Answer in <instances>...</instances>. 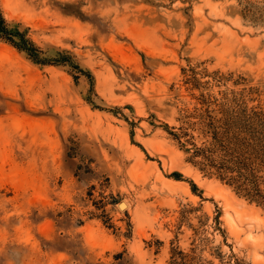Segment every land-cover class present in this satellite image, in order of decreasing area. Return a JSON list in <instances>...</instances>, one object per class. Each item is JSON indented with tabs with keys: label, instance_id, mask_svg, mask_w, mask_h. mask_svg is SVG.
Wrapping results in <instances>:
<instances>
[{
	"label": "rangeland",
	"instance_id": "obj_1",
	"mask_svg": "<svg viewBox=\"0 0 264 264\" xmlns=\"http://www.w3.org/2000/svg\"><path fill=\"white\" fill-rule=\"evenodd\" d=\"M0 8L93 77L0 40V264H264V205L192 157L264 141V0Z\"/></svg>",
	"mask_w": 264,
	"mask_h": 264
},
{
	"label": "trees",
	"instance_id": "obj_2",
	"mask_svg": "<svg viewBox=\"0 0 264 264\" xmlns=\"http://www.w3.org/2000/svg\"><path fill=\"white\" fill-rule=\"evenodd\" d=\"M0 40L11 45L19 52L25 53L36 64L67 65L79 71L82 75L87 76L91 81L93 80L91 73L81 69L79 65L73 62V58L65 52L59 53L55 59L44 57V52L28 36L27 30H22L19 24H9L1 8ZM219 122L220 125L218 126L213 123L209 125L213 129L210 146L196 148L192 157H202L201 159L205 169H215L222 176V179L227 178L231 185L237 184L240 189L247 191V196L264 205V190L262 191L260 189L263 183V176L259 175L264 172L260 169V166L264 167V144H262L264 141L251 131H248L250 133L247 134L253 136L251 140L259 145L256 146V143L248 142L250 140L249 135H247L248 137H241L243 135L242 127H239L240 130L238 128V133L230 137L231 129L234 127V121L231 123L230 119H226L225 122L221 120ZM251 129L253 128L251 127ZM229 173L236 175H227ZM175 176L179 177V175ZM182 259L184 261L182 264H186L185 258L183 257Z\"/></svg>",
	"mask_w": 264,
	"mask_h": 264
},
{
	"label": "bare ground",
	"instance_id": "obj_3",
	"mask_svg": "<svg viewBox=\"0 0 264 264\" xmlns=\"http://www.w3.org/2000/svg\"><path fill=\"white\" fill-rule=\"evenodd\" d=\"M121 209H125L127 208V204L126 203H123L121 206H120Z\"/></svg>",
	"mask_w": 264,
	"mask_h": 264
},
{
	"label": "water",
	"instance_id": "obj_4",
	"mask_svg": "<svg viewBox=\"0 0 264 264\" xmlns=\"http://www.w3.org/2000/svg\"><path fill=\"white\" fill-rule=\"evenodd\" d=\"M122 204H123V203H122ZM122 204H121V205H122ZM121 205H120V206H121Z\"/></svg>",
	"mask_w": 264,
	"mask_h": 264
}]
</instances>
